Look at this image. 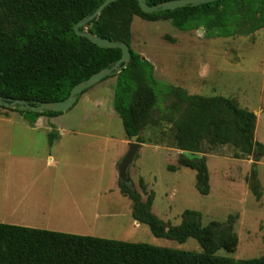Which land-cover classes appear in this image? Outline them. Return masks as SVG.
<instances>
[{
	"label": "trees",
	"instance_id": "trees-1",
	"mask_svg": "<svg viewBox=\"0 0 264 264\" xmlns=\"http://www.w3.org/2000/svg\"><path fill=\"white\" fill-rule=\"evenodd\" d=\"M103 1L0 0V96L31 105L60 101L79 82L113 66L121 58L120 49L99 48L73 31ZM167 1L144 0L149 6ZM134 17L169 21L179 31L202 29L208 36H246L264 29V0H215L149 14L141 11L137 0H117L80 28L130 47L126 68L101 80L115 78L112 106L127 140L136 136L138 143H147L140 135L145 129H157L161 122L170 124L172 147L181 153L176 165L167 170L195 171V188L207 195L210 186L206 159L201 156L203 146L231 145L235 158L250 156L256 147L264 151L254 140L256 116L234 98L191 95L180 87L159 83L153 65L141 60L131 47ZM4 109L18 112L29 123L62 114ZM248 182L259 199L254 169ZM117 184L120 194L131 202L134 221L148 226L156 238L178 243L192 238L201 252L0 223V264H264V257L234 260L216 255L219 250L232 252L237 246L233 216L226 222L202 225L199 212L185 210L178 225L167 226L151 211L153 193L143 201L131 181L126 184L118 179ZM139 185L145 192L143 179Z\"/></svg>",
	"mask_w": 264,
	"mask_h": 264
},
{
	"label": "rangeland",
	"instance_id": "rangeland-1",
	"mask_svg": "<svg viewBox=\"0 0 264 264\" xmlns=\"http://www.w3.org/2000/svg\"><path fill=\"white\" fill-rule=\"evenodd\" d=\"M131 33L132 49L153 65L159 83L191 95L234 98L240 107L254 112V140L264 146V29L246 36L217 37L203 30L179 31L169 21L134 17ZM114 85V77L95 84L68 111L37 119L35 129L18 112L0 107V190L4 192L21 175L26 182L33 180L48 150V131L43 126L63 125L71 132L61 139L67 142L68 152L62 158L65 164L58 168L71 191L60 192L49 213L32 217L31 228L201 252L192 238L178 243L154 237L148 226L133 220L130 200L116 190L110 165L115 155L127 151L128 142L127 146L122 142L125 133L112 108ZM171 134L170 124L162 122L140 134L147 143L138 150L127 175L142 200L153 193L151 211L167 226L178 225L185 210L199 212L202 225L226 222L233 216L237 246L216 255L234 260L264 257V151L256 147L250 156L235 158L231 145L203 146L210 191L201 195L195 188V171L167 170L181 153L172 147ZM253 169L259 199L249 187ZM6 199L0 193V223L4 224L16 219Z\"/></svg>",
	"mask_w": 264,
	"mask_h": 264
},
{
	"label": "crops",
	"instance_id": "crops-1",
	"mask_svg": "<svg viewBox=\"0 0 264 264\" xmlns=\"http://www.w3.org/2000/svg\"><path fill=\"white\" fill-rule=\"evenodd\" d=\"M28 127L30 129H35L38 126L36 123H34L32 125L29 124ZM43 128L48 131V150L46 152L45 159L43 161H40V164H38L39 168L37 169L38 172L36 176L34 175L33 180L26 182L24 175H21V178L18 177L13 182L12 186H8L5 188L4 192L0 190V193H2L3 197H7L6 207L10 208V211L12 212L10 214L11 217H16L15 222L5 224L31 228L35 226V224L32 223L33 221H31L32 217H35L37 214L43 216L46 215L52 209L51 204L60 200L58 199L60 196V192H63L64 194L71 191L70 183H65L62 181L63 176L61 175V172L58 168L60 165L63 166L65 164L62 158L68 152V149L65 148L67 142H62L61 139L65 136L66 132H71V128L65 127L63 125L53 124H46L45 126H43ZM49 140L51 141V143H49ZM129 141L130 140H127L125 135V140L122 141L124 142L123 144L127 146V142ZM142 146L144 145L141 144L140 149L142 148ZM154 146L157 147L156 145ZM126 152L127 151L115 155L110 165L114 170L113 175L116 177V190L119 193L120 191L117 184L118 176L116 174V168L117 164L126 154ZM90 170L92 171V167H90ZM95 171H97V167H95Z\"/></svg>",
	"mask_w": 264,
	"mask_h": 264
},
{
	"label": "water",
	"instance_id": "water-1",
	"mask_svg": "<svg viewBox=\"0 0 264 264\" xmlns=\"http://www.w3.org/2000/svg\"><path fill=\"white\" fill-rule=\"evenodd\" d=\"M117 0H104L100 6L87 18L80 20L74 27V33L79 36L86 38L93 44H95L99 48H111V49H120L121 50V58L110 68H104L99 72L91 75L88 79L79 82L70 90L69 95L60 101H52V102H37L33 105L29 104L25 100L20 99H4L0 96V106L8 109H18L21 111H30L32 113H42L44 111H51L57 113H63L68 111L75 105L77 98L80 94H82L86 89L94 86L99 83L101 80L108 76H113L117 74L122 69L126 68L130 61V47L124 43L119 41H111L106 38H101L96 36L86 30H80V28L86 26L89 22L95 19L104 8H106L109 4L116 2ZM215 0H170L167 2L158 3L156 5L149 6L144 0H137L138 6L143 13H155L159 11H172L177 8H184L187 6H198L202 4H207L213 2ZM202 31L201 29L198 30ZM141 60H144L141 57ZM137 137L132 136L130 141L128 142V150L126 154L122 157L120 162L117 164V176L118 179L122 183L129 184L130 180L127 175V170L130 165L134 162L136 154L141 147V144L136 141Z\"/></svg>",
	"mask_w": 264,
	"mask_h": 264
}]
</instances>
